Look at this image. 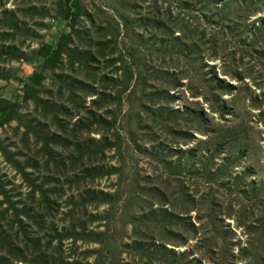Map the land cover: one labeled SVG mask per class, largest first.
<instances>
[{
	"label": "rangeland",
	"instance_id": "1",
	"mask_svg": "<svg viewBox=\"0 0 264 264\" xmlns=\"http://www.w3.org/2000/svg\"><path fill=\"white\" fill-rule=\"evenodd\" d=\"M154 1L79 0L80 19L76 24H72L69 19L63 20L58 17L61 12L59 0H0L2 6L0 11L8 12V28L4 29L3 25L0 28L3 45L16 47L19 51L18 57L14 60L13 50H9L10 54L6 52V55L0 58V98L20 104L19 114L24 118L25 125L30 122L33 125L47 124L51 132L63 136L71 145L78 143L77 140L99 141L100 133L87 135L90 129L81 130L80 133L76 131L77 122L86 117L91 102L99 101L98 110L93 112L119 131L123 139L121 142L123 149L120 153L116 150L106 151L103 156L94 159L95 164L107 168L119 167L124 170L123 178L134 176L139 185L149 183L161 189L169 188V191L173 187L174 192L178 189V183L175 181L178 179L184 181L189 193L197 197L205 188L201 179L193 178L189 173L178 175L172 167L166 165L170 162L176 164L179 148L182 150L187 147L196 148L198 142L205 139L202 134L194 131L198 124L197 118L190 115L193 119L191 130L186 131L174 125L173 132L164 130V123L159 122L164 118H156L152 112L140 114L141 126L146 128L144 131L138 130L139 124L136 121L137 114L142 111L140 102L143 100L151 106L150 94L156 86L165 83L164 80L152 78L142 68L147 69L149 73L151 68H162L165 73L170 70L168 68L170 64L166 65L163 56L158 55V48L154 45L156 42L152 41L151 29L146 30L139 26L151 15ZM201 2L190 0L188 7L184 8L178 5L176 0L157 1L162 11H169L168 17L165 18L167 24L171 23L169 17L172 20L180 18L183 19L181 29L189 32L198 29L201 32L197 42L199 55L203 58L202 64L194 65L191 58L186 59L184 53L177 54L175 59L174 63H179L180 66L178 69L183 71L187 69L190 72L181 80V88L171 93L177 98L174 107L182 111L188 109L197 116L200 111L206 110L207 105L204 104L203 96L194 94L205 93L210 98L213 92H210L208 87L213 81L222 82L223 85L230 84L234 89L230 95L225 94L223 89H216L217 95L221 96L220 103L225 104L230 114L222 120L218 115L210 113L206 117L208 136H214L213 131L218 133L220 140L226 136L238 135L239 140L226 145L225 154L229 153L230 157L242 155L243 158L234 168V172L237 176L243 172L248 173L246 184L253 183V188L260 191L258 195L252 197L250 203L237 195L232 194L229 197L226 191L222 192L224 207L234 204V208L238 209V215L231 219L222 217L220 219L223 223L217 224L215 229L211 228L207 232L203 229L199 232L208 237L212 236V233L217 235L219 247L213 258L206 252L208 245L202 246L200 235L196 238L189 236L188 242L183 245V239L187 237L184 235L186 229L184 222L177 223L180 219L178 212L177 220L174 222V228L178 232L174 240L164 242L166 232L164 230L163 234H159L161 231L159 229L154 231V239L146 243L152 246V250L146 252L143 251L144 248L140 250L129 248L128 243L133 241L130 240L133 237L132 225L130 227L127 224L129 220L123 213L115 214L121 210V201L114 211L111 227L105 232L111 240L109 248L108 243L104 245V251L118 257V263L130 261L132 264H148L149 261L150 264H181L169 255L168 250L171 249L176 255L191 254L188 260L193 259V264H260L254 259L258 253L255 247L244 254L242 251L247 248L246 241L249 237L255 241V246L264 242V107L260 111L256 103H252L258 99L264 105V56L258 59L252 52L251 43L258 42L263 45L259 44L258 48L264 49V0H221L218 4L225 6L222 12H218L213 4ZM65 10L66 6L64 13ZM164 16L166 15H163V18ZM15 24L18 35L6 38L4 35L13 34ZM21 24L25 27L21 28ZM172 24L173 29L179 28L175 22ZM257 29H260L259 32ZM252 34L256 36L252 38ZM69 35L72 36V42L67 46V54L62 55L55 73L44 72L46 80L41 88H37L39 98L55 107L49 117L57 118L58 123H51L44 119L47 113L37 109L35 104H22L20 84L27 81L34 72L40 73L38 68L42 60L36 57V52L41 46L57 47L61 38ZM214 53L218 55L213 58ZM236 70L238 73H235ZM202 74L205 76L202 77ZM189 87L193 88L192 92ZM143 89L146 90L144 94ZM186 117L185 113H181L178 119L182 123ZM184 131L190 137H187ZM75 134L77 140L74 139ZM71 145L67 148L55 146L54 150L65 161L66 157L72 154ZM0 147L7 151L8 158H13L20 165L36 161L39 166L36 169H25V172L29 174L31 184H40V179L47 174L46 170L42 169L44 159L41 156L44 154L41 147L36 148L35 138L33 136L29 138L22 125L13 122L0 128ZM37 152L41 156H37ZM163 155L167 157L165 164L162 162ZM47 160L46 157L45 162ZM64 171L67 175H59L57 185L59 193L64 198L62 206L69 198H76L78 193L85 191L87 186L111 194L119 192L115 175L96 179L92 184L85 182L77 184L78 182L73 179L80 173V167L72 169L71 163L67 161ZM169 182L176 183L177 189L175 190L173 185L169 186ZM0 184L5 188L12 204L19 210L33 206V203L29 202L32 192L30 184L1 152ZM127 184L128 181L123 183L122 191L125 188L126 196H129L132 190L128 189ZM35 197L34 202L37 205L40 196L36 194ZM235 199L237 202H233ZM3 200L0 193V204ZM138 208L136 206L134 209ZM64 210L63 206L62 211ZM99 210H106V207ZM203 210L205 208L197 209L198 212ZM188 216L197 229L196 213L191 211ZM257 222L260 224L257 225ZM136 227L142 230L148 228L145 224H137ZM100 230L104 231L102 228ZM68 248L69 244L66 245V249ZM86 249L92 250L95 246L78 242L76 250L67 252V257H70L69 263L75 264L77 260L79 264H85ZM148 253L150 257H147ZM88 262L91 263L92 260Z\"/></svg>",
	"mask_w": 264,
	"mask_h": 264
},
{
	"label": "trees",
	"instance_id": "2",
	"mask_svg": "<svg viewBox=\"0 0 264 264\" xmlns=\"http://www.w3.org/2000/svg\"><path fill=\"white\" fill-rule=\"evenodd\" d=\"M157 1H154L151 15L143 20V24L139 26L146 30L148 28L151 29L153 39H150L156 42L154 45L158 48V55L163 56L166 65L170 64L168 66L170 70L167 71L168 73H165L162 68H151V73H149L147 69L142 68L152 78L164 80L165 83L156 86L150 94L149 102L151 106L147 105L143 100L140 102L142 111H139V114L136 116V121L139 124L138 130L141 132L146 129L141 126V113L150 114L152 112L154 117L164 118L163 121L159 122H163L164 130H170V132H173L174 125L184 128L186 131L191 130L193 127L191 126L193 119H191L190 115L196 117L198 124L194 131L202 134V137L205 139L198 142L196 148L187 147L185 150L179 148L176 164L174 165L170 162L166 165L172 167L178 175L189 173L193 178L201 179V182L205 184L204 191L200 196L196 197L190 194L189 190L185 188L184 181L178 179L175 180L178 183V189L176 183H168L169 186L173 185L175 190L177 189L176 192H174L173 187L169 191V188L168 190L164 189V187L161 189L149 183L139 185V182L134 176H126L123 178L122 176L125 175L124 170L119 167L107 168L98 163L95 164L93 162L94 159L98 156H103L106 151L116 150L120 153L121 149H123L121 145L123 139L119 131L112 128L110 124H107L106 120L98 116L96 112H93L98 110L100 106L99 101H92L91 108L87 111L86 117L83 120H79L76 124L77 133H80L84 129H90L87 135L100 133L101 137L99 141L88 139L79 142L76 138L77 134H75L74 139L78 143L71 145L63 136H58V134L51 132L47 124L39 125V123H36L33 125L30 122L25 125L24 118L19 114L21 110L20 104L0 98V128L8 126L13 122H18V124L22 125L26 129L27 136L29 135V138L32 136L35 138L36 148L41 147V152L45 156H41L39 152H37V156H41L44 159L42 169L46 170L47 173L40 179L39 185L31 184L29 182V174L25 172V169H36L39 166L38 163L36 161H29L20 165L13 158H8L7 151L0 147V152L6 156L12 166L30 184L32 192L29 196V202L33 203V206L23 207L19 210L17 206L12 204L8 193L5 192V188L0 184V193L4 198L0 204V209L2 210L0 211V264H73L69 263L68 260L70 257H67V252L71 253V250H76L78 242L87 244V246L90 244L95 246V249L85 250V264H132L130 261L123 263L119 261L118 263V257L109 251H104V245L108 243L107 246L109 248V242H111L105 232L111 227V219L114 218L115 214L121 215V213L129 220L127 224L130 227L132 225L131 231L133 232V237L130 240L133 241L128 243V247L131 249L140 250L144 248L143 251L146 252L152 250V246H148L146 243L154 239L153 233L155 230L159 231V229H161L159 234H163L164 230L166 232V235L163 237L164 242L174 240L178 232L174 228V222L177 220V215L180 214V219L177 220V223L184 222L186 229L184 235L187 236L183 239V245L188 242L189 236L196 238L197 235H200L199 238L202 246L208 245L206 252L210 258H213L219 247L216 241L217 235L212 233V236L210 235L208 237L207 235L199 234V232H202L203 229L206 232L210 231L211 228L215 229L217 224L220 225L223 223V220L220 219L222 217L224 219H231L238 215V209L234 208V204H229L227 208L224 207V196L222 192L226 191L229 197L232 194L237 195V197L243 198L247 203H250L249 201L253 199L252 197L254 195H258V191L260 190L254 189L253 183L246 184L249 177L248 173L243 172L237 176V173L234 172V168L239 165L243 158L242 155L230 157L229 153L228 155L225 154L226 145L239 140L238 135L226 136L220 140L218 133L213 131L215 135L212 137L208 136L209 128L206 117L212 113L218 115L220 119L225 120L224 117L230 114L225 104L220 103L221 96L217 95L216 89H223L225 94L230 95L234 91L233 87L230 84L223 85L222 82L213 81L208 87V89L210 88V92H213L210 98L205 93L194 94V96H203L205 100L204 104L207 105L206 110L200 111L197 116L188 109H184L183 111L178 108L175 109L174 103L177 101V98L171 93L181 88V80L187 77V74L190 72L187 69L186 71L178 69L177 67L180 68V66L179 63H174L176 61L175 59L177 54L184 53L187 56H185L186 59L191 58L194 65L202 64L203 58L199 55V43L197 42L199 36H201V32L198 29H194L191 32L181 29L180 26L183 25V19L180 18L172 20L169 17L171 23L170 25L167 24L165 18L168 17L169 11H162ZM176 1L178 5L187 8L190 0ZM194 1H202V4H204L203 2L209 5L213 4L216 6L218 12H222L225 8L224 5L218 4L221 3V0ZM59 6L61 11L58 14L59 18H63V20L69 19L72 24L78 22L81 14L79 0H59ZM65 6L66 10L64 13ZM0 9L2 10V6H0ZM206 9H208V6ZM7 15V11H0V28L2 25L4 29L8 28ZM163 15L166 16L163 18ZM172 22H175L179 28L173 29ZM20 27L23 28L25 25L21 24ZM16 29L18 28L15 24L13 34L4 36L6 38L15 37L18 35ZM175 30H177L176 33ZM259 30L257 29L258 32ZM254 36L256 35H251L252 38ZM0 37V58H3L6 52L10 54L9 50H13L12 60H14L18 57V49L13 46L3 45L4 40L2 36ZM60 41L57 47L41 46L36 52V57L42 60V64L38 68L40 73L34 72L27 81L21 82L20 84L21 94L23 96L22 104H35L37 109H41L47 113L44 119L51 121V123H58L57 118L49 117L51 110H54L55 107L49 102L44 103L39 98L37 88H41L43 82L46 80L43 75L44 72L55 73L62 55L67 54V46L71 44L72 36H64ZM251 43L253 46L252 52L258 59H261L264 56V49L258 48L260 44L258 42ZM260 45L263 46L262 44ZM216 55L218 53H214L213 58ZM167 59L169 62H167ZM191 68L194 69L193 67ZM235 73H238V71L236 70ZM204 76L202 74V77ZM189 89L191 92L193 91L192 87H189ZM145 92L146 90L143 89L142 93L144 94ZM145 96L143 95V97ZM253 102L256 103L259 110L264 107L262 101L258 99L253 100ZM181 113H185L187 116L186 120L182 123L178 119ZM93 129L96 130L93 131ZM184 133L187 137H190L185 131ZM59 145L64 148L71 145L72 154L71 156H67L65 161L54 150V147H58ZM46 157L48 159L47 162H45ZM67 161L71 163L72 169L80 167V173L73 179L78 182L77 184H80V182L92 184L96 179L115 175L118 180V189L120 188L119 192L116 191L114 194H111L87 186L85 191L78 193L76 198L71 197L66 200V204H63L65 210L62 211L64 198L59 193L57 185L60 180L59 175H67V172L64 171ZM162 162L164 164L167 163V157L165 155L162 157ZM125 181H128V189L130 191L132 190L129 196H126L125 188L122 191ZM72 185L74 184L72 183ZM228 189L232 190L228 191ZM36 194L40 196V201L37 205L34 202ZM121 201L120 212L114 214L115 209L117 210L116 206ZM234 201L237 202L236 199ZM235 204L237 205V203ZM136 206L139 208L134 209ZM101 207H106V210L100 211L99 209ZM242 207L247 208L245 206ZM198 208H205V210L198 212ZM191 211L196 213L195 222L198 224L197 229L191 223L190 216H188ZM183 214H185V217H183ZM137 224H145L148 228L142 230L136 227ZM259 224L260 222H257V225ZM101 228L104 231L100 232ZM138 231H142L143 233L139 234ZM67 244H69L68 249H66ZM246 247L242 251L243 254L250 252V249L256 248L258 253L254 256V259L257 263H264V242L255 246V241L249 237L246 241ZM168 252L173 260L180 261L181 264H193V259L188 260L191 254L187 256L176 255L171 249ZM147 257H150V253H148ZM90 259L92 260L91 263L88 262ZM75 264H79L77 260ZM148 264H150L149 261Z\"/></svg>",
	"mask_w": 264,
	"mask_h": 264
}]
</instances>
